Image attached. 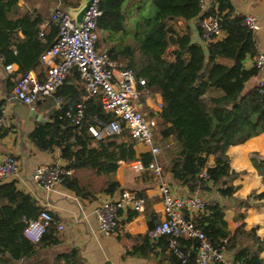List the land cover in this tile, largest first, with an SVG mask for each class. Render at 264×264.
<instances>
[{
	"label": "trees",
	"instance_id": "trees-1",
	"mask_svg": "<svg viewBox=\"0 0 264 264\" xmlns=\"http://www.w3.org/2000/svg\"><path fill=\"white\" fill-rule=\"evenodd\" d=\"M18 1L0 0V59L4 65H17L16 73L24 75L38 65L41 55L51 47L58 27L48 20L42 28L46 19L39 13L20 14ZM55 1L65 8L79 3ZM99 9L96 48L106 51L112 60L124 62L137 79H143L145 85H137L139 90L150 97L160 96L159 138H173L177 144L167 167L173 180L193 189L201 173L213 185H226V180L235 179L239 173L230 168L228 148L264 132V97L256 88L245 87L259 73L255 67H243L246 57L256 55V48L253 32L244 26L230 0H217V9L210 11L219 18L224 37L208 43L206 51L192 43L188 31L178 33L175 28L177 22L187 23L200 15L198 0H100ZM170 46L174 48L167 57ZM218 58L230 60L231 65L216 62ZM209 85L218 87L221 94L205 95ZM85 94L79 73L73 69L54 94L62 99L61 107L50 113L47 122L37 123L28 135L30 141L40 151L59 149L65 167L73 171L89 169L97 176H109L117 171L120 162L138 161L147 174L152 157L150 153L137 156L135 141L127 132L102 139H95L88 132L94 118L108 122L114 116L105 113L98 101L86 99ZM141 98L144 102L145 96ZM80 104L84 118L74 125L65 114L75 113ZM5 134L0 130V137ZM210 156L214 157L215 166L206 169ZM251 162L264 184V160L253 158ZM65 187L78 196H92L73 176ZM118 188L119 184L110 180L99 191L112 195ZM220 192L223 194L224 189ZM252 198L264 200V191ZM208 210L199 226L213 245L226 239V249L235 250V263L264 264L260 257L264 238L256 236L255 228L245 230L241 224L231 234L223 206L210 205ZM40 211L35 201L13 183L0 184V264H25L44 245L50 228L40 243L30 242L23 234L25 221L35 219ZM56 243L53 239L48 245ZM196 243L194 239L179 241L184 251ZM75 256L73 250L61 257L70 263ZM193 263L191 253L188 264Z\"/></svg>",
	"mask_w": 264,
	"mask_h": 264
},
{
	"label": "crops",
	"instance_id": "crops-1",
	"mask_svg": "<svg viewBox=\"0 0 264 264\" xmlns=\"http://www.w3.org/2000/svg\"><path fill=\"white\" fill-rule=\"evenodd\" d=\"M230 2L238 16L244 18L246 15H253L258 19L259 29L253 32L256 55L264 53V0H230ZM50 5L51 0L18 1L19 12L22 15L39 13L45 17L44 12L45 10L49 12ZM58 5H60L59 2H56L50 9L48 20ZM45 25H42V28ZM176 25H183V30L189 32L192 43L199 44L206 51L207 44L201 39L200 29L195 19L187 23L177 22ZM223 37L224 33L213 42ZM255 56L245 58L244 69L249 70L254 67ZM216 62L225 66L231 65V61L225 58H218ZM12 65V71H6L0 59V111L4 112L1 131L6 132L3 137H0V160L8 155L13 156L19 163V173L1 183H13L18 191L29 195L41 210H48L55 220L54 225L50 227V237L47 236L43 240L44 245L25 264H177L175 257L168 250L165 237L151 240L147 236V231L163 220L164 215L162 197L157 183L149 172L144 175L140 162H120L117 171L109 176H97L89 169L72 170V176L78 183L84 186L88 193H92L90 197L78 196L65 186H59L54 192L47 193L33 181L32 174L37 166L52 163L66 166V162L60 158L59 149L51 152L40 151L30 141L28 135L38 121L32 119L31 112L26 106L10 100L14 82L21 75L16 73L17 65ZM47 68V65L38 62V65L30 72L35 73L37 79L42 81L46 77ZM262 78L264 74L261 73L250 78L245 84L246 89L255 88L258 80ZM209 87L214 88L217 94H221L218 87L213 85ZM142 93V96H145L144 102L141 98L143 112L148 116L157 117L160 111L158 109V103L161 102L160 96L155 94L150 97L149 93L145 91ZM52 106L53 98L39 101L35 113L48 120ZM156 142L162 146L159 162L163 168L165 180L176 196L188 195L193 189L173 180L172 175L167 171L169 158L177 151L175 140L157 138ZM165 149L168 150L165 151ZM134 150L137 156L148 153V148L137 142H135ZM227 155L231 170L239 175L233 180H226V185H213L209 181H204L205 185L200 195L207 204L223 206L224 220L231 234L243 224L245 230L255 228L256 236L264 238V200L258 201L252 198L253 195L264 191V184L251 162L253 158L264 160V132L243 144L230 146ZM214 166L215 159L210 156L206 169ZM88 177L91 181L87 180ZM101 179V187L112 180L119 184L118 190L110 195L94 189L97 181ZM220 189H224L223 194ZM122 191H133L142 197L145 204L144 210L141 213L130 210L123 212L114 233L104 236L98 229L93 211L100 201L118 195ZM59 224L62 225V230L57 229ZM53 239L57 243L48 245V242ZM240 244L241 242L237 246ZM73 250L76 256L72 262L69 263L61 257ZM185 252L189 256L192 253L195 258L196 251L193 247ZM234 253L235 250H227V260H233ZM260 257L264 261V251Z\"/></svg>",
	"mask_w": 264,
	"mask_h": 264
},
{
	"label": "built area",
	"instance_id": "built-area-1",
	"mask_svg": "<svg viewBox=\"0 0 264 264\" xmlns=\"http://www.w3.org/2000/svg\"><path fill=\"white\" fill-rule=\"evenodd\" d=\"M99 2L100 0L92 1L83 16L80 28L59 3L50 17V21L58 27L57 37L39 60L48 66L45 79L38 80L36 74L30 71L20 75L14 82L10 100L26 106L30 112H35L39 101L53 98V106L49 111L51 113L62 105V99L54 94L72 74L73 69H76L86 92L85 98L98 101L105 113L114 116L108 122L94 118L88 126V132L95 139H102L125 131L133 141L146 146L152 157L146 169L156 181L161 194L164 219L147 231L148 238L157 240L165 237L168 250L177 264L189 262V255L179 244L182 238L197 242L193 264H237L234 260H227L226 239L215 246L200 229L199 222L207 216L210 206L200 195L205 185L203 182L208 180L207 175L201 173L192 192L185 196H176L165 180L159 162L162 146L155 140L157 117L148 116L142 111L143 93L137 88V85L144 86L145 81L137 79L132 69L112 60L106 51L96 48L98 36L95 27L101 16ZM216 6L217 0H198L200 15L195 20L201 39L206 44L223 35L219 18L210 13L211 9L216 10ZM243 24L252 32L259 29L258 19L253 15H246ZM39 37H43V32H40ZM253 66L259 73L264 74V53L254 57ZM12 69V64L5 65L6 71ZM255 88L264 97V78L258 80ZM161 107L159 102L158 109L161 110ZM3 114L1 110L0 130L4 123ZM65 116L72 124H80L84 118L83 106L78 105L75 113L66 112ZM18 173L19 163L13 156L8 155L0 160V183ZM70 176L72 170L52 163L37 166L32 179L49 193L59 186H65ZM144 205V199L133 191H122L100 201L93 211L100 233L104 236L114 233L123 212L130 210L141 213ZM54 222V217L48 210H41L35 219L25 221L23 234L30 242L40 243ZM57 229L62 230V225H57Z\"/></svg>",
	"mask_w": 264,
	"mask_h": 264
},
{
	"label": "water",
	"instance_id": "water-1",
	"mask_svg": "<svg viewBox=\"0 0 264 264\" xmlns=\"http://www.w3.org/2000/svg\"><path fill=\"white\" fill-rule=\"evenodd\" d=\"M93 0H79V3L75 7H66L64 10L70 15L72 20H74L76 26L78 28L81 27L82 19L89 8L90 4ZM31 117L34 121L38 122H47V119H43L41 115L36 114L35 112H31Z\"/></svg>",
	"mask_w": 264,
	"mask_h": 264
},
{
	"label": "rangeland",
	"instance_id": "rangeland-1",
	"mask_svg": "<svg viewBox=\"0 0 264 264\" xmlns=\"http://www.w3.org/2000/svg\"><path fill=\"white\" fill-rule=\"evenodd\" d=\"M55 4H56V1L55 0H51V7H50V9L51 8H53L54 6H55ZM42 7V6H41ZM62 8H64L65 9V7H63V6H61ZM47 8H49V7H47ZM50 9H49V12H50ZM49 12H47L46 10H45V12H44V14L46 15L45 16V19L46 20H48V18H49V16L50 15H48L49 14ZM154 13V12H153ZM152 13V14H153ZM176 29H177V31H178V33H182V32H184V30H183V25H176V27H175ZM172 46H170L169 47V50H168V52H167V55L169 56L170 55V51L172 50ZM101 51H103L102 49H101ZM117 63H119V64H121L122 66H124L125 64H124V62H122V61H120V62H117ZM125 67V66H124ZM205 95H207V96H213V95H217V91L214 89V88H211V87H209V86H206L205 87ZM143 111V110H142ZM157 138H159V135H158V126H157V129H156V131H155V140L157 141ZM168 149H165V151H167ZM87 180L88 181H91L90 180V177H88L87 178ZM94 185V184H93ZM101 185H102V179L101 180H98L97 181V184H96V186H94L95 188L94 189H97V190H99L100 189V187H101Z\"/></svg>",
	"mask_w": 264,
	"mask_h": 264
}]
</instances>
